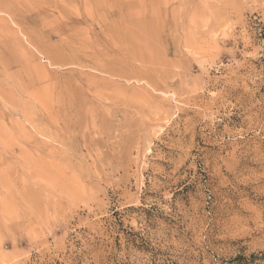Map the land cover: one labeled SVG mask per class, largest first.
<instances>
[{
    "label": "rangeland",
    "instance_id": "374dc122",
    "mask_svg": "<svg viewBox=\"0 0 264 264\" xmlns=\"http://www.w3.org/2000/svg\"><path fill=\"white\" fill-rule=\"evenodd\" d=\"M0 264H264V0H0Z\"/></svg>",
    "mask_w": 264,
    "mask_h": 264
},
{
    "label": "trees",
    "instance_id": "16d2710c",
    "mask_svg": "<svg viewBox=\"0 0 264 264\" xmlns=\"http://www.w3.org/2000/svg\"><path fill=\"white\" fill-rule=\"evenodd\" d=\"M242 257H243L242 255L237 254L234 258H231L230 260H228V262H231L233 260H237V259L242 258Z\"/></svg>",
    "mask_w": 264,
    "mask_h": 264
}]
</instances>
